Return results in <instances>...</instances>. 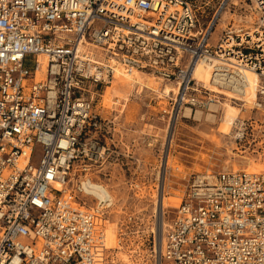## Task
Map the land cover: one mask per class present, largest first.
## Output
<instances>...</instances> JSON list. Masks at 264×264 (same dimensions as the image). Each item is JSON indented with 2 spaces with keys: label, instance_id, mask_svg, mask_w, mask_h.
I'll list each match as a JSON object with an SVG mask.
<instances>
[{
  "label": "built area",
  "instance_id": "obj_1",
  "mask_svg": "<svg viewBox=\"0 0 264 264\" xmlns=\"http://www.w3.org/2000/svg\"><path fill=\"white\" fill-rule=\"evenodd\" d=\"M228 2L205 25L193 0H0V264H264V170L248 169L264 167V0L214 37ZM203 60L235 94L258 76L228 134L247 164L192 174L159 238L115 214L109 179L133 151L94 95L117 68L148 71L173 88L171 121L226 98L194 77Z\"/></svg>",
  "mask_w": 264,
  "mask_h": 264
},
{
  "label": "rangeland",
  "instance_id": "obj_2",
  "mask_svg": "<svg viewBox=\"0 0 264 264\" xmlns=\"http://www.w3.org/2000/svg\"><path fill=\"white\" fill-rule=\"evenodd\" d=\"M221 1L193 0L202 24L209 22ZM253 7L251 0H229L216 26L214 37H218L230 25L251 26L258 18ZM156 79L155 87H146L115 76L112 84L103 87L104 92H98L103 96L96 93L94 99L97 111L115 117L119 128L128 131V141L133 151L129 162L132 175L129 171L127 174L114 172L109 179L117 202L118 210L115 214L120 217L129 211L137 212L142 218V227L149 232L154 229L160 238L162 232L157 228L155 200L162 182L166 228L182 200L192 174H216L236 165L238 168L243 167L247 163L232 150L236 145L231 142L230 136L218 132L219 119L228 110L224 102L231 103L233 100L219 98V102H213L204 109L193 108L190 116L184 115L183 108L179 117L170 121L162 112L169 104V98L164 96L162 89L172 86ZM107 97L111 102L106 104ZM116 99L119 102L114 104ZM242 111L239 116H247L251 110L244 108ZM168 142L170 147L167 146ZM137 159L142 163L139 169H136L139 163ZM169 164L179 167L174 168ZM251 164L255 165V162L252 160ZM134 180H137L138 187L130 186Z\"/></svg>",
  "mask_w": 264,
  "mask_h": 264
},
{
  "label": "bare ground",
  "instance_id": "obj_3",
  "mask_svg": "<svg viewBox=\"0 0 264 264\" xmlns=\"http://www.w3.org/2000/svg\"><path fill=\"white\" fill-rule=\"evenodd\" d=\"M44 64H45V60L43 61V70L45 69ZM211 70H212V62H208V61L203 60V61H200L193 68V75L197 79L198 82H201V83L207 85L212 90H215V91L225 95L226 96L225 99L229 100L230 97L236 99L233 101H231V99H230L229 101H231V103L228 101L224 102L228 110L219 119L218 132L221 133L223 136H227L228 134L231 133L232 125H233L235 119L240 115V113L243 112L242 110H244V108H251L250 106L256 98V85L258 82V76L254 72H251V71L247 72V76H248V80H249L250 85L247 86L245 89H242L241 94H235L233 92H230L227 89H219L218 87L210 84ZM115 76H117L119 79L129 81L130 83H133V84L137 83V84H140V85L146 86V87H153V86L155 87L154 82H157L156 77L152 76L151 73H146L144 71L137 70V69L123 70V69L117 68L115 71ZM155 90H157V88ZM158 90L160 91V89H158ZM172 90H173L172 87H166L165 89L164 88L162 89V93L166 97L167 95H170ZM105 99H106V101H105L106 104L111 102V99H109L108 97ZM240 101H242V102H240ZM113 102H114V104H117L119 101L116 99V101H113ZM232 102H234V103H232ZM191 112H192V109L190 107H186L184 115L190 116ZM180 114H181V112H180ZM179 115H178V117H179ZM167 146L170 147L169 142L167 143ZM251 162H252V160L249 161V168H248L250 171L264 170V167L260 163L257 164V162H255V165H252ZM169 166H172L174 168L179 167L178 165H175V164H172V165L169 164ZM234 169H238L237 165L234 166ZM162 181H163V179H162ZM57 186L59 188L61 187L60 184H57ZM160 188L161 189H160L159 195L156 196L155 202H156V213L158 216L157 228L159 230H161V232L163 233V230L165 228L164 215H165V209H166V206L164 204L165 192H164L163 182H162V187L160 186ZM114 199L116 202L115 195H114Z\"/></svg>",
  "mask_w": 264,
  "mask_h": 264
}]
</instances>
